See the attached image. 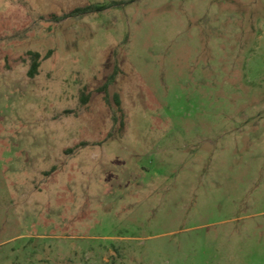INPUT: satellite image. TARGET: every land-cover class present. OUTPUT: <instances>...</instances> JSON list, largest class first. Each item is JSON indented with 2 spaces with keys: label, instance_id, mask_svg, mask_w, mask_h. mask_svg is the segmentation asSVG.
Here are the masks:
<instances>
[{
  "label": "rangeland",
  "instance_id": "1",
  "mask_svg": "<svg viewBox=\"0 0 264 264\" xmlns=\"http://www.w3.org/2000/svg\"><path fill=\"white\" fill-rule=\"evenodd\" d=\"M0 264H264V0H0Z\"/></svg>",
  "mask_w": 264,
  "mask_h": 264
},
{
  "label": "trees",
  "instance_id": "2",
  "mask_svg": "<svg viewBox=\"0 0 264 264\" xmlns=\"http://www.w3.org/2000/svg\"><path fill=\"white\" fill-rule=\"evenodd\" d=\"M108 6L106 5H97V4H89L83 7H78L70 11L66 16H79L84 15L87 13H92L96 11H101L106 9ZM32 62L30 69L28 71V74L30 77H35L39 73V68L41 66V53L37 51H31L30 52ZM102 91L106 92V99L109 100V94H108V84H104V86L101 87ZM88 99V96L87 98ZM115 100V111L113 115V119L115 123L120 122L121 127L125 126V111L122 106V101L120 94H115L114 96Z\"/></svg>",
  "mask_w": 264,
  "mask_h": 264
}]
</instances>
